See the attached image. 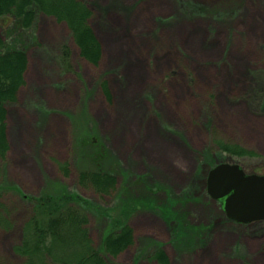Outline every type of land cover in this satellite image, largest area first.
Here are the masks:
<instances>
[{"label":"rangeland","instance_id":"374dc122","mask_svg":"<svg viewBox=\"0 0 264 264\" xmlns=\"http://www.w3.org/2000/svg\"><path fill=\"white\" fill-rule=\"evenodd\" d=\"M81 1L96 65L52 17L26 36L25 84L6 106L0 207L13 228H0V264H23V196L65 193L83 201L94 247L113 219L130 227L133 244L105 256L114 264H161L157 252L264 264V221L228 220L206 193L217 163L264 176V0ZM96 171L115 175L109 193L78 183Z\"/></svg>","mask_w":264,"mask_h":264},{"label":"trees","instance_id":"16d2710c","mask_svg":"<svg viewBox=\"0 0 264 264\" xmlns=\"http://www.w3.org/2000/svg\"><path fill=\"white\" fill-rule=\"evenodd\" d=\"M37 14L65 24L81 58L93 65L100 59V48L88 23L91 12L81 0H0V29L5 38L0 36V159L8 151L6 106L16 102L18 92L25 84L26 36L33 31ZM222 151L236 155L227 149ZM78 183L106 194L114 189L117 180L110 172L96 171L80 173ZM2 190L0 187V192ZM23 197L32 213L22 225L19 244L13 247L23 264H114L105 256L115 258L133 244L130 227L121 226L113 219L102 234L99 246L94 247L87 231V217L73 204L83 203L78 197L66 193ZM1 211L0 207V228L10 231L13 224ZM156 256L158 262L167 264L166 256L161 252Z\"/></svg>","mask_w":264,"mask_h":264},{"label":"water","instance_id":"95a60500","mask_svg":"<svg viewBox=\"0 0 264 264\" xmlns=\"http://www.w3.org/2000/svg\"><path fill=\"white\" fill-rule=\"evenodd\" d=\"M206 193L220 202L228 220L238 224L264 221V176L219 163L207 173Z\"/></svg>","mask_w":264,"mask_h":264}]
</instances>
